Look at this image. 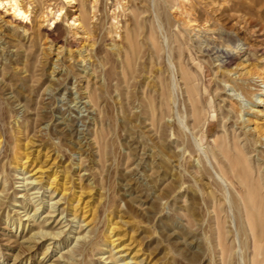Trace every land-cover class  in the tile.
Listing matches in <instances>:
<instances>
[{
	"label": "rangeland",
	"instance_id": "1",
	"mask_svg": "<svg viewBox=\"0 0 264 264\" xmlns=\"http://www.w3.org/2000/svg\"><path fill=\"white\" fill-rule=\"evenodd\" d=\"M68 1H0V264H264V0Z\"/></svg>",
	"mask_w": 264,
	"mask_h": 264
},
{
	"label": "bare ground",
	"instance_id": "2",
	"mask_svg": "<svg viewBox=\"0 0 264 264\" xmlns=\"http://www.w3.org/2000/svg\"><path fill=\"white\" fill-rule=\"evenodd\" d=\"M67 2H69V1L67 0ZM5 4L12 10L13 14L15 15V17H17V18H19L21 20H26L27 19V12L21 7V5L18 2V0H6ZM2 5H4V3L0 2V6H2ZM52 11L49 10L47 12L48 17L53 16L54 22L58 21V19L62 15V11L61 10H56L55 12H52ZM53 24L54 23H52L51 25H53ZM170 26H172V25H170ZM261 95H263V93H261ZM259 101L264 104V100L263 99H259ZM258 105H260V103ZM254 112L259 113V111H256V109L254 110ZM219 179L223 182V180L221 178H219ZM22 197H25V195L21 196L20 198H22ZM236 234H237L238 238H241V240L244 242L245 246L247 247V244H248V241H249V233H248V230H247V225L245 223L241 222L240 230Z\"/></svg>",
	"mask_w": 264,
	"mask_h": 264
}]
</instances>
